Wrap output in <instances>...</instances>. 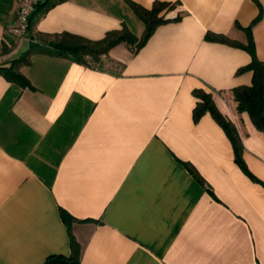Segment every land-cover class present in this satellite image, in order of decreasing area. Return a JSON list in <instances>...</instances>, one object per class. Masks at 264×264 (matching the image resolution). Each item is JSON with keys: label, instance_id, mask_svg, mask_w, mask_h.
Masks as SVG:
<instances>
[{"label": "crops", "instance_id": "0c3cea01", "mask_svg": "<svg viewBox=\"0 0 264 264\" xmlns=\"http://www.w3.org/2000/svg\"><path fill=\"white\" fill-rule=\"evenodd\" d=\"M21 1L0 7V65L33 41L130 27L132 4L178 17L139 49L114 46L113 68L35 52L20 65L30 85L0 74V264L70 256L72 236L80 264H264V131L233 95L252 84V55L208 38L247 43L251 28L264 61V0H65L19 37ZM196 89L235 125L240 155L210 111L195 117Z\"/></svg>", "mask_w": 264, "mask_h": 264}, {"label": "trees", "instance_id": "16d2710c", "mask_svg": "<svg viewBox=\"0 0 264 264\" xmlns=\"http://www.w3.org/2000/svg\"><path fill=\"white\" fill-rule=\"evenodd\" d=\"M6 1L12 0H0V7ZM62 1L65 0H44L40 2L31 16L30 29L35 18L40 17L51 7ZM132 5L135 13L145 24V31L141 39L138 40L136 34L131 32L126 25L122 29L109 31L104 38L99 40L89 39L72 33L57 34L55 40H51L45 44L46 46L33 41L30 48L21 57L13 60L10 66L0 65V74L4 75L11 82L25 87L30 85V81L20 71V65L32 53L52 52L70 60L93 65L94 62H100L104 55H107L114 46L120 43L126 42L139 49L147 42L159 24L164 20H169L165 18V13L175 7L168 2H156L152 9H147L136 4ZM162 12H164L163 16L160 15ZM247 31L250 35L247 43L235 42L226 36L217 34H208V38L243 47L252 55L251 62L240 70L253 71L252 84L235 87L233 95L237 101L238 110L240 112H248L255 126L259 130L264 131V61L260 60L256 54L251 28H247ZM195 94L199 98L194 110L195 117L198 118L205 112L210 111L225 128L234 144L237 155H240L242 144L235 125L219 110L211 93L196 89ZM62 215L68 225L76 219L64 209L62 210ZM80 255V243L72 236V254L70 256H53L48 260L47 264H80Z\"/></svg>", "mask_w": 264, "mask_h": 264}, {"label": "built area", "instance_id": "2783aa9c", "mask_svg": "<svg viewBox=\"0 0 264 264\" xmlns=\"http://www.w3.org/2000/svg\"><path fill=\"white\" fill-rule=\"evenodd\" d=\"M44 0H22L17 18L16 23L13 26V32L19 37H27L30 32V19L35 11L37 5ZM178 16L177 8H174L171 11L165 13L166 19H175Z\"/></svg>", "mask_w": 264, "mask_h": 264}, {"label": "rangeland", "instance_id": "374dc122", "mask_svg": "<svg viewBox=\"0 0 264 264\" xmlns=\"http://www.w3.org/2000/svg\"><path fill=\"white\" fill-rule=\"evenodd\" d=\"M173 9H170V11ZM178 10V9H177ZM18 14V12H17ZM130 20H129V30L133 33L136 34L138 37V40L143 37L144 31H145V25L143 24L142 20L138 17V15L130 9ZM178 17V16H177ZM17 36V35H16ZM95 65L101 66V67H106V68H113L114 63L112 62H106L104 59H102L100 62H94Z\"/></svg>", "mask_w": 264, "mask_h": 264}]
</instances>
